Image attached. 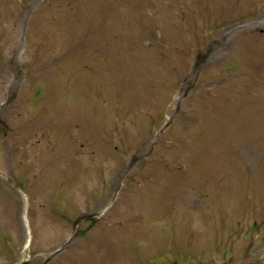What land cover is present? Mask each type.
I'll use <instances>...</instances> for the list:
<instances>
[{
	"label": "rangeland",
	"instance_id": "374dc122",
	"mask_svg": "<svg viewBox=\"0 0 264 264\" xmlns=\"http://www.w3.org/2000/svg\"><path fill=\"white\" fill-rule=\"evenodd\" d=\"M61 246L264 264V0H0V264Z\"/></svg>",
	"mask_w": 264,
	"mask_h": 264
},
{
	"label": "water",
	"instance_id": "95a60500",
	"mask_svg": "<svg viewBox=\"0 0 264 264\" xmlns=\"http://www.w3.org/2000/svg\"><path fill=\"white\" fill-rule=\"evenodd\" d=\"M85 218H87V217H85ZM82 219H83V217H81V219L75 221L74 225H76V224H77L80 220H82Z\"/></svg>",
	"mask_w": 264,
	"mask_h": 264
}]
</instances>
